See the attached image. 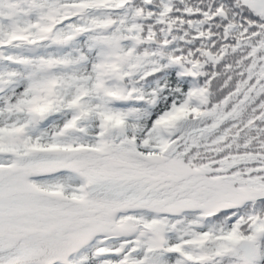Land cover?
<instances>
[{
    "label": "snow or ice",
    "instance_id": "1",
    "mask_svg": "<svg viewBox=\"0 0 264 264\" xmlns=\"http://www.w3.org/2000/svg\"><path fill=\"white\" fill-rule=\"evenodd\" d=\"M0 264H264V0H0Z\"/></svg>",
    "mask_w": 264,
    "mask_h": 264
}]
</instances>
